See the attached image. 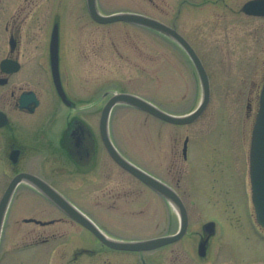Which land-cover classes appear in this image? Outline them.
<instances>
[{
	"label": "rangeland",
	"instance_id": "374dc122",
	"mask_svg": "<svg viewBox=\"0 0 264 264\" xmlns=\"http://www.w3.org/2000/svg\"><path fill=\"white\" fill-rule=\"evenodd\" d=\"M98 1L105 15L132 12L170 26L175 22L181 34L199 48L214 74L215 94L211 107L192 125L174 126L127 106H117L112 112L111 135L126 157L159 178L172 182L167 162L177 160L173 151L181 152L188 136L189 156L196 176L200 185L206 184L196 188L192 184L191 168L184 164L183 190L191 214L190 234L163 252L147 256L148 260L154 258L153 264L157 260L160 264H264V230L256 221L249 173L236 175L230 170L232 176L225 185L221 182L225 167L219 160L214 159V171L208 168L213 176L211 182L208 181L209 171H206L209 154L218 157V153L230 152L234 147L240 152L237 147H241L239 142L243 136L249 137L244 144H250L255 117H246L239 89L246 91L252 82H259L263 77L264 23L245 22L240 16L230 14L231 7H241L248 0ZM225 5H229L228 8ZM229 18L232 22H225ZM55 23L60 25L61 55L73 59V81L83 82L82 86L88 87L90 94L110 91L112 95L114 91H127L175 115L190 113L200 103L202 94L198 91L200 85L192 63L176 43L155 30L125 23L99 25L90 17L86 0H0V59L9 49L6 25L22 26V55L34 58L49 54ZM115 46L122 57L115 54ZM85 72H88L87 79ZM102 106L101 103L100 110ZM98 116L100 113L97 120ZM177 171L178 165L173 176ZM1 175L0 197L13 172L9 169L7 175ZM122 182L133 183L125 176H122ZM21 199L15 201L11 211L13 216L18 215L16 207ZM148 199H137L140 204L128 209L135 212L129 225L133 238H149L166 231L161 202L156 198ZM141 211H144L142 215ZM12 221L14 219H10L4 229L0 264H21L19 258L23 261L29 252L18 255L14 250L34 242L13 237L19 230ZM210 221H215L216 233L203 258L198 254V235L203 225ZM106 225L109 231L118 233L120 225L116 219ZM179 225L177 214L170 207V233ZM79 246L97 248L99 245L89 237L58 239L30 252L41 256L57 253L55 259L54 256L51 259L43 256L42 264H61L66 261H61L60 254L69 251L68 256H71V251ZM8 250L13 252L12 256L17 255L11 261L7 255L2 257ZM138 259L135 256L133 261L140 263Z\"/></svg>",
	"mask_w": 264,
	"mask_h": 264
},
{
	"label": "flooded vegetation",
	"instance_id": "af4514ba",
	"mask_svg": "<svg viewBox=\"0 0 264 264\" xmlns=\"http://www.w3.org/2000/svg\"><path fill=\"white\" fill-rule=\"evenodd\" d=\"M248 1L244 2L241 7H231V13H229L240 16L242 21L245 22L253 20L264 23L263 14H247L243 11L244 5ZM97 5L99 12L105 15V10L103 11L98 0ZM225 6L228 8L229 5ZM229 20H225V22L230 23L233 19ZM107 25L111 24H105L104 26ZM127 25L153 30L134 24ZM172 27H177L175 22ZM5 32L8 37L9 49L5 56L0 59V175L2 173L7 175L9 169L13 172V175L2 191L0 203L13 180L19 175L29 174L45 182L81 216L88 219L103 234L113 240H147L176 234L179 228L172 233L169 231L170 200L135 174L116 163L108 154L100 133V116L97 120V114H101L107 102L115 93L129 92L114 91L110 95V91H103L100 94L93 89L92 92H95L96 95L90 94V89L83 87V82L75 83L73 81V59L61 55V43L58 58V79H56L50 49L48 55L26 58L22 55V49L24 48V30L22 26L11 27L6 25ZM172 41L179 46L192 63L200 85L198 91H201L203 99L204 88L195 64L185 48L176 41ZM188 41L201 60L209 77L210 99L204 112L206 113L211 107L213 95L215 94L214 74L199 48L190 40ZM114 50L115 54L122 57V53L117 46L114 47ZM5 61L8 63L3 66ZM10 62L16 63V66L19 67L17 72H11L15 65L10 64ZM85 76V79H87L88 72H85ZM263 85L264 71L259 82H252L251 87L246 91L239 89V94L244 99L246 117L249 119L254 115V124L260 108V95ZM202 99L198 106L201 104ZM22 103H26V106L22 107ZM101 103L103 104L102 110H100ZM242 122L244 124V121ZM187 140L188 144L186 145ZM246 141H249V137L243 136V140L239 142L241 147H237L242 152H236L234 147L230 152L218 153V157H211L209 154L206 161V171H209V169L214 171V159L219 160L222 166L225 167L221 181L225 185L232 176L230 170H233L236 175L249 173L250 144L245 145ZM189 146L190 139L186 136L182 151H173V155H176L177 160L171 159L167 162L168 176L173 177L172 182L159 178L150 170L141 168L148 175L157 178L177 193L183 205L187 208L190 221L189 204L183 190V182L186 176V173L183 172L184 164L189 165L191 168V170L189 169L190 176H192V184L195 187H198V185L205 187L206 184L200 185L193 161L189 156ZM176 165H178V171L176 176H173ZM208 173L211 175V177L209 175L208 181L211 182L213 176L210 171ZM122 176L128 177L133 183H123ZM18 198H22L16 207L18 215L13 216L11 211ZM146 198L151 201L156 198L161 202L162 222L166 231L162 235L149 238H133V231H130L129 225L131 216L135 212L128 209L140 204L137 203L138 200L142 201ZM191 204L194 205L193 201H191ZM143 212L141 211L140 214ZM177 217L179 219L178 214ZM10 219H14L12 224L17 225L19 230L13 233L16 235L13 237L22 240H34L33 243L25 244L23 248L14 250L18 251V255L29 252L23 261L19 258L21 264H42L43 256H47L48 259L54 256L55 259L58 255L57 253H46L41 256L35 252H30L31 249L37 246L48 245L58 239L69 240L88 237L94 238L99 246L97 248L79 246L72 251L70 250L72 252L71 256H68L69 251L67 253L63 252L60 254L62 256L61 261L65 259L66 262L61 264H153L152 260L154 258L148 260L147 256L163 252L164 249L179 243L190 234L188 231V234L182 240L151 251L135 252L112 249L102 243L89 228L70 216L46 192L41 191L26 180L18 183L13 190L5 215L1 239ZM111 219H116L120 225L117 234L109 231L106 225L110 223ZM68 228L75 231L70 232L67 230ZM129 231L130 233H128ZM198 237L200 243L208 237V234L204 231V225ZM212 238H210V241ZM48 250L56 252L53 249ZM12 253L11 250H8L2 257L7 255L8 261H11L12 258L14 259L17 256L15 254L12 256ZM135 256L139 258L140 263L133 261ZM156 263H159L158 260Z\"/></svg>",
	"mask_w": 264,
	"mask_h": 264
},
{
	"label": "water",
	"instance_id": "95a60500",
	"mask_svg": "<svg viewBox=\"0 0 264 264\" xmlns=\"http://www.w3.org/2000/svg\"><path fill=\"white\" fill-rule=\"evenodd\" d=\"M87 5L91 17L100 24H110L115 22H128L132 24H137L145 26L148 28H153L165 35H168L170 38L182 45L185 50L188 52L192 58L201 78V82L204 88V100L197 110L185 115H173L161 109L157 105L149 102L141 97L131 95V94H116L113 96L101 116L100 129L101 136L105 143V146L111 155V157L124 169L135 174L138 178L143 180L146 184L153 187L156 191L166 196L172 206L178 211L180 215V229L177 234L151 239L143 241H116L112 240L103 234L93 223L88 219L81 216L73 207H71L62 197H60L50 186L40 179L31 176L29 174L19 175L16 179L13 180L9 189L5 193L1 203H0V237L1 231L5 219V215L11 200L13 190L21 181L26 180L27 182L35 185L41 191L46 192L57 204H59L63 209H65L70 216L74 219L85 225L89 228L98 239L105 245L118 250H127V251H148L154 250L159 247L172 244L174 242L182 239L188 231L189 227V217L187 209L183 205L177 193L168 188L165 184L159 181L157 178L148 175L141 168L137 167L129 160H127L119 150L114 146L109 133V122L111 117L112 109L116 105H129L135 107L141 111H144L159 120L173 124V125H188L195 122L205 111L209 98H210V89H209V78L203 67V64L199 57L196 55L193 48L190 44L174 29L166 26L165 24L151 19L142 15L133 14V13H117L112 15H102L97 8V0H87ZM243 11L247 14H263L264 15V0H253L248 3L243 8ZM60 50V36H59V25L56 24L53 28L52 38L50 43V55L52 56V66L55 73V78L58 79V58ZM8 62H3V66ZM10 64L15 65L11 72H17L19 67L16 66V63L10 62ZM57 73V76H56ZM59 86V90H60ZM26 103H22V107H25ZM250 177L252 184V201L255 207L256 217L258 223L264 228V88L261 93L260 99V110L258 117L254 126L251 142V151H250ZM205 232L208 234V237L203 240L199 247V253L201 256L206 255L209 239L215 233V223L210 222L204 227Z\"/></svg>",
	"mask_w": 264,
	"mask_h": 264
}]
</instances>
